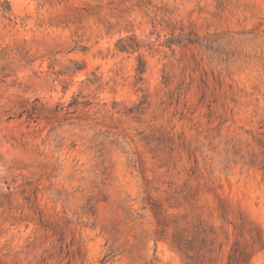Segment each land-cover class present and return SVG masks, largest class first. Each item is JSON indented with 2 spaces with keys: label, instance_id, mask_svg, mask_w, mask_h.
Listing matches in <instances>:
<instances>
[{
  "label": "rangeland",
  "instance_id": "374dc122",
  "mask_svg": "<svg viewBox=\"0 0 264 264\" xmlns=\"http://www.w3.org/2000/svg\"><path fill=\"white\" fill-rule=\"evenodd\" d=\"M0 264H264V0H0Z\"/></svg>",
  "mask_w": 264,
  "mask_h": 264
},
{
  "label": "trees",
  "instance_id": "16d2710c",
  "mask_svg": "<svg viewBox=\"0 0 264 264\" xmlns=\"http://www.w3.org/2000/svg\"><path fill=\"white\" fill-rule=\"evenodd\" d=\"M119 42H121V40H119ZM133 46H136V45H132V44H130V43H120V45H119L118 48H119L120 50H125V49H127V48H134ZM137 71H138L139 73H141V72L143 71L141 65H139V66L137 67Z\"/></svg>",
  "mask_w": 264,
  "mask_h": 264
}]
</instances>
